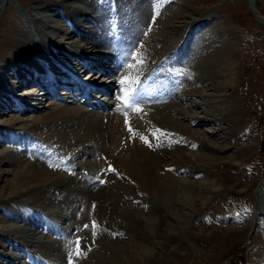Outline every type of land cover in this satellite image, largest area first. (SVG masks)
<instances>
[{"label": "bare ground", "instance_id": "1", "mask_svg": "<svg viewBox=\"0 0 264 264\" xmlns=\"http://www.w3.org/2000/svg\"><path fill=\"white\" fill-rule=\"evenodd\" d=\"M44 1L43 6L32 10V22L52 57L46 56L30 32L22 31L12 37L10 56L0 68L2 115L11 112V107H17L21 114L12 120V124L19 126L13 129L19 137L10 134L12 128L3 126L0 130L8 131L2 134V141L25 146L1 150L0 166L10 168L5 173L10 177L6 189L18 199L14 209L23 214L30 212L33 218L22 220L34 227L6 225L0 215V238L21 233L12 239L15 252H7L10 247L0 243V264H33V258L40 261L36 264H148L163 255L164 243L159 240V233L163 230L173 233L175 224L169 222L172 219L169 212L175 215L172 220L176 224L187 225L188 217L202 210L220 192L218 182L204 173L213 166V157L200 152L209 141L202 139V132L195 130V126L218 122L214 108L225 114L231 97L204 94L211 101L196 105H188L179 98L182 94L201 97L193 95L189 88L218 77L224 88L229 87V79L225 72L217 76L209 74L210 70L205 72L198 63L200 56L187 57L186 37L190 33L186 32L198 21L187 24L181 35L169 33V28L174 27L170 18L187 16L186 13L177 16L179 9L148 32L153 19L146 21L139 11L121 14L115 20L110 18L113 20L110 22L94 13L97 1L55 0L54 4ZM14 4L16 0H1L0 19L8 6ZM109 26L117 31L112 30L113 35L107 40L104 31ZM82 42L86 45L80 46ZM86 46H90V51L83 50ZM125 77L130 82L120 83ZM65 81L70 82L63 88ZM59 88H63L60 94ZM24 89L30 93L21 94ZM77 90L82 92L80 98L75 95ZM125 90L129 94L128 104L117 99ZM51 96L57 101L39 114V104ZM75 101L82 106H66ZM202 106L205 117L198 113L186 116L188 107L202 109ZM28 113L37 115L25 119L23 115ZM28 129L32 135L27 139L20 133ZM212 149L225 148L214 142ZM81 157L88 160L79 164L77 160ZM76 164L83 172L74 173ZM3 176L0 168V181ZM91 193L95 197L97 194L101 203H96ZM62 204L72 212L81 207L90 218L82 219L83 215L79 217L81 221L73 222L76 212L71 213L60 229L68 240L56 241L49 234L54 225L46 227L40 219L60 214L57 205ZM135 207L143 210L135 212ZM0 211L7 213L1 207ZM85 223L89 227L83 226ZM123 232L130 237L136 235L144 244L130 241L117 245L114 236L124 235ZM91 257L98 258L89 262Z\"/></svg>", "mask_w": 264, "mask_h": 264}, {"label": "rangeland", "instance_id": "2", "mask_svg": "<svg viewBox=\"0 0 264 264\" xmlns=\"http://www.w3.org/2000/svg\"><path fill=\"white\" fill-rule=\"evenodd\" d=\"M54 1L45 0L44 2L54 4ZM92 1H97V5L93 7L94 13L97 16L100 15V18L106 21H109L110 18L113 20L118 19V17L121 18V14H131L135 11L143 13L146 21L147 19H153V23L156 24H151L150 21L152 26H148V32H151L154 27L157 29L161 22L163 23L167 18L169 20L171 14L177 9L180 10L177 16L186 13L185 18H181L182 16L180 18H170L174 27L169 28V33L172 36L181 35L187 24L198 21L197 25L186 32L188 35L190 33L189 37H186L189 43L186 52L187 57L200 56L198 63L205 72L210 70L209 74L216 76L225 72L224 74L227 75L225 77L230 82V86L224 88L221 78L218 77L212 82L200 83L197 87L189 88L192 89L190 92L193 95L198 94L201 97L190 98L188 95L182 94L179 98L188 105H196V103L206 104L211 101L208 97L203 96L204 94L210 96L226 94L231 97L229 110L227 108L228 112L225 114L221 113L220 108H214L213 113L219 118L218 122H208L195 126V130L202 132V139L205 138L209 141L207 145L201 147L200 152L213 157V166L210 167L211 169L205 170L204 173L211 175V178L218 182L220 192L202 210L192 215L193 217H188L190 219L187 225L183 223L176 224L172 220L175 215L169 212V216L172 218H169V222L175 224L173 233L167 234L164 230L159 233V240L164 243L163 255L152 259V263L148 264H262L264 261V0H167L169 2L167 4L162 0ZM41 5H44L42 0H16V4L9 5L2 14L0 19V68H3L2 65L5 64L6 58L10 56L12 37L15 33L22 31L30 32L32 38L34 37V40L42 46L46 56L52 57V54L44 45L42 36H39L32 22V10ZM167 12H170V15ZM153 14L157 17H154ZM259 19L262 20V23ZM113 20H110V22H113ZM62 21L64 22L66 19L63 18ZM105 30L107 40L108 37L113 35L112 30L117 31L113 26H109ZM105 41L100 44H104ZM84 45H86V42L80 44V46ZM86 47L88 48L83 50L90 51V46ZM93 50L99 51L98 49ZM83 64L80 65V68L83 67ZM167 69L170 70V68ZM204 71L201 72L204 73ZM4 72L9 73L6 68ZM188 76L187 87H189L191 79L190 74ZM20 85L24 86L25 84L21 83ZM46 87L47 90L50 86ZM39 92L40 94L45 93V91ZM58 92H55V94ZM26 93H30V90L24 89L21 91V94ZM52 97L49 99L44 98L41 101L39 104L41 112L39 114H42L50 103L57 101ZM41 98L43 99L42 95ZM66 106L76 108L82 105L75 101ZM11 109V112L6 111L7 115L5 116L2 115L3 111L0 108V128L3 126H8V130L12 128L10 134L12 136L16 135L18 138L19 133L13 129L19 126L12 124V120L21 114L18 113L17 107H11ZM204 110V106H202V109H189L188 107L185 109V113L186 116L190 117L195 116L197 113L200 117H205L202 114ZM206 110H210V107H206ZM37 113L35 114L37 115ZM35 114L28 113L23 117L31 119ZM3 123L5 124L3 125ZM219 128H221V131ZM8 130H0V151L13 146L25 148L21 143L2 141V134ZM217 131L218 136H215ZM20 134L27 139L32 135L29 129ZM214 142L225 149L223 151L212 149ZM86 160H88L86 157H81L77 162L80 164L86 162ZM0 168L4 173L0 181V193L2 194L4 191L3 198L0 199V207L7 212H2L0 215L4 217L5 224L20 226L23 229L25 227L34 229L31 222H28V224L22 220L23 217L33 218L30 212L23 214L19 209L18 211L15 208V210L14 207L18 199H14L9 189H6V180L10 177L5 173L10 168L6 165H2ZM79 172H83V170L77 167L74 173ZM102 181L106 182V179ZM104 185L105 183L102 184V186ZM179 191V187H177V193ZM95 195L96 197L94 193H91L90 197H95V202L101 203L99 202L100 199L97 198V194ZM57 206L61 211L60 214L50 215L48 216L49 219L42 217L40 222H43L46 227L54 225L53 231L52 229L49 230L50 236H54L53 238L56 241H65L68 239L60 229L71 218V213L76 212L72 217L73 222L81 221L85 217L89 219L90 215L85 213L81 207L72 212L65 204ZM177 207L179 209L180 206ZM137 209L135 212L138 213L143 210V208L138 209V211ZM80 212L83 214L80 215ZM145 212L149 213V211ZM125 215L127 214L123 216ZM87 225V223L83 224V226ZM107 231L109 230H106V233ZM17 234L21 235L20 231ZM17 236L13 235V237L8 236L6 238L2 236L0 238V243L2 242V244L10 247L7 252H15L12 239ZM127 236V233H124V235L115 234L114 242L119 246L128 242L144 244L143 240L140 241L138 237H135L136 235L132 234L131 237L129 235V239ZM108 255L111 256L112 254L108 253ZM96 258L98 257H93V259L91 257L92 260L90 259L89 262L96 261ZM35 262L40 261L33 258L31 263L34 264Z\"/></svg>", "mask_w": 264, "mask_h": 264}, {"label": "snow or ice", "instance_id": "3", "mask_svg": "<svg viewBox=\"0 0 264 264\" xmlns=\"http://www.w3.org/2000/svg\"><path fill=\"white\" fill-rule=\"evenodd\" d=\"M140 63H143V61H140ZM129 82H130V80H129L128 77H125V79H123V80L120 81V83H122V84H126V83H129ZM117 99H120L125 104H128V102H129V94H128L127 90H125V93H124L123 96L117 97ZM135 110L139 111V109H135ZM129 131H132L131 127L129 128ZM75 243L78 245L79 244V241H76ZM77 254H79V252Z\"/></svg>", "mask_w": 264, "mask_h": 264}]
</instances>
